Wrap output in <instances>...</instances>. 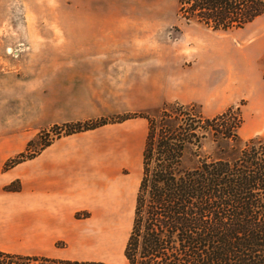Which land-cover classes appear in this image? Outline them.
Listing matches in <instances>:
<instances>
[{
    "label": "rangeland",
    "instance_id": "1",
    "mask_svg": "<svg viewBox=\"0 0 264 264\" xmlns=\"http://www.w3.org/2000/svg\"><path fill=\"white\" fill-rule=\"evenodd\" d=\"M141 31L145 35L137 36ZM128 39L143 40L153 52L165 48L169 61L182 53L183 56L179 59L178 55L176 59L184 69L191 68L195 61L208 63L209 91L216 98L201 102L171 94L181 91V82L164 94V85L168 81L161 77L151 81L149 91L151 98L156 100L144 115H154L163 102H196L206 116L232 106L240 109L242 124L238 132L241 138L264 134V81L261 76L264 14L243 28L213 31L179 18L176 0H0V176L28 162L57 139L73 134L65 132L74 128V121L67 126L49 123L52 116L59 113L66 96L60 87L62 80L51 78L48 73L54 62L62 61L64 45L89 40L126 42ZM205 49L210 54L208 58ZM157 56L153 54V57ZM94 83L96 87L91 93L98 98V106L103 108L114 107L128 88L127 80H94ZM89 119L81 123L113 124L131 119L136 120L131 125L134 130L140 127L138 119H141L145 129L148 125L139 110ZM136 143L141 152L142 143L138 137ZM205 146L204 151L209 152L210 146L207 143ZM136 178L135 175L134 180L138 183L139 178ZM20 189L18 178L7 183L0 181V191L17 192ZM124 190L120 195L121 202L123 197L133 193L131 183L126 186V192ZM136 190L137 186L134 198ZM133 208L134 204L129 210L120 203L116 210L119 213L108 221L89 222V218L86 219L90 237L83 239L85 243L75 245L71 239H57L53 243L55 250L46 253L71 260L124 263L123 249ZM88 216L86 211L75 215L82 219ZM20 236L24 238L3 240L1 247L12 253L38 251L32 235Z\"/></svg>",
    "mask_w": 264,
    "mask_h": 264
},
{
    "label": "trees",
    "instance_id": "2",
    "mask_svg": "<svg viewBox=\"0 0 264 264\" xmlns=\"http://www.w3.org/2000/svg\"><path fill=\"white\" fill-rule=\"evenodd\" d=\"M176 1L179 18L213 31L243 28L264 14V0ZM261 74L264 81V63ZM144 113L122 264H264V134L241 138L240 109L232 106L212 117L180 102ZM101 124L77 122L65 133ZM0 264L111 263L0 250Z\"/></svg>",
    "mask_w": 264,
    "mask_h": 264
},
{
    "label": "crops",
    "instance_id": "3",
    "mask_svg": "<svg viewBox=\"0 0 264 264\" xmlns=\"http://www.w3.org/2000/svg\"><path fill=\"white\" fill-rule=\"evenodd\" d=\"M138 33L139 37L145 35L144 31ZM163 49L153 52L139 39L126 42L89 40L64 45L62 61L54 62L48 73L49 77L62 80L60 87L66 96L59 113L53 115L49 123H77L130 110L148 113L156 100L151 98L149 86L153 79L161 77L168 81L164 94L181 82V91L171 94L201 102L216 99L209 91L208 63L195 61L191 68L184 69L176 59L178 55L180 59L182 53L169 61L165 56L167 50ZM153 54L158 56L153 57ZM204 54L207 58L210 55L207 49ZM109 79L127 80L128 88L114 107H99L98 98L91 93L96 87L94 80ZM135 121L126 119L120 123L101 124L91 130L66 135L28 162L3 173L0 181L7 183L18 178L21 189L0 191V250L6 251L1 247L3 240L24 238L20 235L25 234L32 235L34 246H38V251L32 254L49 256L46 251L55 250L53 243L57 239H71L75 245L85 243L83 239L90 237L86 219L89 218V222L108 221L119 213L116 210L120 203L132 210L135 187L139 183L134 176L140 179L145 131L147 134L141 119H138L140 127L131 129ZM137 137L142 143L141 152ZM130 183L133 193L123 197L121 202V192ZM80 211L89 212V216L85 219L75 217Z\"/></svg>",
    "mask_w": 264,
    "mask_h": 264
}]
</instances>
